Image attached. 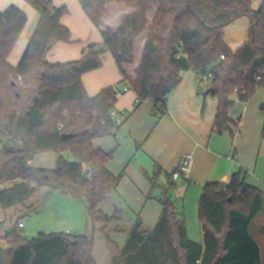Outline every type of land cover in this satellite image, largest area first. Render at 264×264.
Wrapping results in <instances>:
<instances>
[{"label":"trees","instance_id":"obj_1","mask_svg":"<svg viewBox=\"0 0 264 264\" xmlns=\"http://www.w3.org/2000/svg\"><path fill=\"white\" fill-rule=\"evenodd\" d=\"M29 1L39 20L16 66L10 55L28 16L16 4L0 12V139L12 142L0 149L2 209L27 204L42 187L84 201L94 229L103 224L108 264H263L249 230L264 210L263 192L246 184L242 168L229 182L204 185L199 200L202 241L196 242L172 200V175L169 186L160 187L156 174L150 181L152 190L163 192L158 223L146 232L138 217L120 247L112 234L126 230L108 229L119 217L106 213L102 204L125 172L114 175L109 170L117 148L106 151L94 142L116 135L123 125L112 115L121 85L128 84L139 103L152 101V113L160 120L168 114V96L190 70L211 72L210 87L218 101L213 131H229L234 138L241 127L230 117L234 98L248 102L264 89V0L257 9L255 0H79L96 27L109 3L125 4L131 13L116 30L101 31L103 42L89 45L80 60L64 63L48 61L47 54L57 44L74 42L62 23L68 8L55 6L53 0ZM242 18L250 20V35L234 52L224 31ZM145 32L142 60L131 76L126 67L134 63L135 43ZM107 53H112L122 79L90 97L82 77L102 67ZM259 109L264 113V103ZM67 134L72 136L63 138ZM52 152L57 156L53 169L31 165L37 155ZM5 239L8 247L0 244V264H98L93 236L40 233L28 239L15 229Z\"/></svg>","mask_w":264,"mask_h":264},{"label":"crops","instance_id":"obj_2","mask_svg":"<svg viewBox=\"0 0 264 264\" xmlns=\"http://www.w3.org/2000/svg\"><path fill=\"white\" fill-rule=\"evenodd\" d=\"M53 1V4L57 7L65 5L68 8V12L62 18V23H64L70 29L71 33V26H73V22L77 21L80 23V25H82L83 28L85 26L88 29L90 37L92 40H94V37L97 34L95 31H93L92 25L95 24H93L88 18L83 7H81L79 0ZM17 2L18 0H1L0 12H2L7 6L14 5ZM129 13H131V10L126 5L117 2L109 4L108 13L102 19L101 26L96 27L100 33V37L101 31L103 30L110 28L116 30L119 28L123 22L122 20ZM28 22L27 27L29 26ZM37 22L38 19L37 21H32L31 33H26V27L20 35L17 46L10 55L9 61L13 66H16L21 59V55L30 41L29 39L37 26ZM229 28H231V30H228ZM249 28L250 20L248 18H242L235 22L234 25L227 27V31H229L230 34L228 35V41H226V43L234 52L248 41L250 35ZM101 38L102 39L98 44L103 42V37ZM146 38V34H142L135 43V61L132 65H127L126 67L128 73L131 76H134V72L139 68L138 66L141 63ZM225 40H227L226 32ZM88 45L89 44H87L86 48H83L84 45H82V47H78L73 45V43L63 42L57 44L48 51L47 59L53 63H64L65 61L80 60V58L84 56V52L86 51ZM103 61L102 67L96 69L95 71L88 72L82 77L83 85H85L87 93L90 97L96 96L97 93H99L104 88L119 84L118 82L122 79V75L119 68H117L112 53H107ZM195 73L196 71L194 70L183 73V82L174 90L173 93L168 96V114L162 117L160 120H157V118L152 113L154 109V103L152 101L147 100L144 101V103H139L135 92L132 89H128V84L122 85V87L120 86L121 92L118 95V102L116 104L115 111L118 114L125 115L128 118L127 120L125 119L126 121L124 120L125 122H123V125L116 135L108 136L113 137V144L110 145L107 140L103 141L100 138L94 142L96 147H102L106 151H111V146H113V148H117L116 151L119 149V154H122L123 147L127 148V154L125 155L129 156L132 153L131 160L135 157V161L133 163L136 162V165H138V169L140 170V172L137 174L139 181H144V179L146 180L143 172H146L148 177H150V175L154 177L157 174V181L163 176V173H166L169 178L181 158L186 154H192L194 161L191 169L187 174L178 179V181L186 180L187 183L185 182V184L180 185L177 189L178 192L180 189L185 190V198H187V195L191 189H195L190 196L192 203L193 201L195 202V199L197 200V198L202 195V189L209 181H218L221 183L229 182L232 175L237 173V166H240V168L246 172V184L253 187H255L256 184H261V182L254 177L253 179L258 183L255 182L256 184H254V182H251L253 179L249 175L250 167L247 166L249 169H245L247 165L246 156H244L242 152L238 151L234 145L228 147L226 141L220 139L217 137L219 135L214 133L213 123L217 114L216 110L218 101L215 98V95H212L211 93H208L206 96L201 93L200 84L202 82L198 80L199 74L195 76ZM234 100L237 101L239 99L234 98ZM263 103L264 101H261L258 104V108ZM248 111H250V109ZM261 113L262 120L256 117L257 122L260 125L258 129H256L254 137L252 138V146L249 151V155L251 156L255 149L258 150V155L260 157L261 155L264 156V140L262 139L264 113L262 111ZM230 117L235 123L239 121L240 125L243 114L235 119L233 116V110L231 109ZM226 132H224L223 135H225ZM46 154L37 155L34 159L36 161L33 162V160V164L31 163V165L36 168L40 167L53 169L56 166L57 156L54 152ZM41 160H46L49 165H44L46 167H42ZM112 161L108 166L111 172L114 171L113 166H111L113 163ZM127 167H125V169ZM125 169H123V171H125ZM259 178L262 179L264 177L260 176ZM178 181L172 180L174 185H176ZM150 185L151 187L149 189L148 199L154 198L152 196V184ZM147 187L148 186H146V190L148 189ZM109 198L107 201H105L104 205L115 204L113 203V200ZM21 206L22 205H18L14 208ZM159 206L160 208L155 210L156 216L154 220H151L153 227L147 229L142 222L143 231H152L157 225V221L163 210V206H161V204ZM179 212L181 217L185 219V212ZM138 217L141 218V215ZM256 219L250 226V234H252L251 230ZM253 238L258 243L261 253L263 254V249L259 239L255 238L254 236ZM200 241H202V236Z\"/></svg>","mask_w":264,"mask_h":264},{"label":"rangeland","instance_id":"obj_3","mask_svg":"<svg viewBox=\"0 0 264 264\" xmlns=\"http://www.w3.org/2000/svg\"><path fill=\"white\" fill-rule=\"evenodd\" d=\"M260 3L261 0H255L254 8L257 9ZM15 4L27 14L29 18V26L26 28V33H31L32 21H37V19L39 20L38 11L32 6L29 0H18V2ZM109 4L107 5L105 14L103 15L102 19L108 13ZM5 9H3V11ZM153 15L154 13H150L148 15V19L151 22L153 19ZM73 23V26H71L72 39L74 40L73 45L78 47H82V45H84L83 48H86L87 44L92 45L101 41L102 38L100 37V33L98 32L95 25L91 24L93 27V31H95L97 34L94 37V40H92L89 31L85 26L83 28L82 25H80V23L77 21ZM228 30H231V28H229ZM225 32L227 39L226 41H228V35L230 33L229 31H227V28ZM143 34H146V32ZM197 74L199 73L196 71L195 76ZM209 88L210 81H205V83L200 84L202 94H204ZM261 101H264V89L255 91L253 97L247 103L240 100L235 101V104L232 108L234 118L237 119L238 116L243 114L240 124L241 131L234 137V139L231 137L230 132H226L225 135L222 134L223 136L219 135L217 137L225 140L228 147L234 145L238 151L242 152L244 156H246L247 165L245 169H249L247 167L249 166V175L252 177V179L254 177L261 182V184H256L258 183L256 180L253 179L254 181H251L256 184L255 187H259L262 190L264 198V178H259L260 176L264 177V156L261 155L260 157L258 155L257 149H255L254 153H252V156L249 155V151L252 146V138L254 137L256 129H258L260 125L257 122L256 117L262 120V113L258 108V104ZM249 109L250 111H248ZM100 139L103 141L107 140L110 145L114 142L113 137H103ZM5 145H12V142L7 138L0 139V149ZM111 147L112 149H114L113 146ZM125 154H127V148L123 147L122 154H119L118 149L115 153L114 160L112 161L113 163L111 165L113 166L114 171L112 172L114 175L119 174L121 171H123V169H125V167L128 166L124 171L125 178L120 183L116 191L112 192L109 198L112 199L113 203L115 204L104 205L105 202L102 204V209L106 213L111 216L117 214V216L119 217L117 221L108 223V229L115 230L118 226H120L121 228L126 230V232H118L112 234V238L120 247L125 245L128 232L133 228L135 221L139 215H141V220L147 229L153 227V223L151 222V220H154L156 216L155 210L160 208L158 199L161 197V193H163L160 188H157L155 190H152V196L154 198L148 199L149 189L151 187L150 177H152V175L148 177L146 172H143L146 180L144 179V181H139L137 174L138 172H140V170L138 169V165H136V162L133 163L135 161V157L131 160L132 153L129 156ZM35 161L36 160H34L33 162ZM130 162L131 164L129 165ZM41 164L42 167H46L49 165L46 160H41ZM239 169L240 166H237L236 171H238ZM168 180V175L166 173H163V176L158 180V185H160V187H168ZM185 182L187 183L186 180L178 181L176 185L171 187V197L172 200L176 203V206H178L179 211L185 212L184 216L185 221L187 222L188 236L192 241L196 242L201 240V223L199 220V200L201 195L197 198V200L195 199V202L193 201L192 203L190 196L195 189H191V191L187 195V198H185V190L180 189L179 192L177 190L178 187L182 184H185ZM146 186H148L147 190ZM33 196L34 198L32 200L18 208L13 207L9 208L8 210H3L0 206L1 245H3L4 247H8V242L6 241L5 236L7 233H9V231H13L15 229H17L24 238L26 237L28 239L37 238L40 233H64L70 236L85 237L93 236L95 240L93 255L95 256L97 263L108 264V250L107 242L104 238L102 230L103 224L97 225L96 229H94V225H92L89 217L87 204L84 201L73 197L67 198L57 192H50L47 188L44 187L39 188ZM28 205H32V208L30 210L27 208ZM19 224H23V227L19 228ZM251 233L255 238L259 239V242L261 243L263 249L262 263L264 264V211L257 216Z\"/></svg>","mask_w":264,"mask_h":264},{"label":"built area","instance_id":"obj_4","mask_svg":"<svg viewBox=\"0 0 264 264\" xmlns=\"http://www.w3.org/2000/svg\"><path fill=\"white\" fill-rule=\"evenodd\" d=\"M56 1H62V0H56ZM225 56L222 55L221 59H224ZM211 78V72L206 71L205 73H201L198 76V80L205 83V81H210ZM261 90V89H260ZM127 91V90H126ZM112 115H115L117 117V123L122 124L124 120L126 119L125 115H120L116 111H113ZM194 158L192 154H186L184 155L181 160L177 163V166L175 170L172 172V180L178 181L183 175L187 174L189 170L191 169L193 165ZM23 224H19V228H22Z\"/></svg>","mask_w":264,"mask_h":264},{"label":"water","instance_id":"obj_5","mask_svg":"<svg viewBox=\"0 0 264 264\" xmlns=\"http://www.w3.org/2000/svg\"><path fill=\"white\" fill-rule=\"evenodd\" d=\"M208 93H211L212 95L215 94V90L213 87H210L205 93H204V96H206ZM72 135L71 134H67V135H64L63 138H67V137H71Z\"/></svg>","mask_w":264,"mask_h":264}]
</instances>
